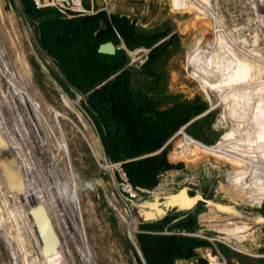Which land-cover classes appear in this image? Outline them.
I'll list each match as a JSON object with an SVG mask.
<instances>
[{
	"label": "rangeland",
	"instance_id": "rangeland-1",
	"mask_svg": "<svg viewBox=\"0 0 264 264\" xmlns=\"http://www.w3.org/2000/svg\"><path fill=\"white\" fill-rule=\"evenodd\" d=\"M0 1L5 15L12 20L11 33L16 39L21 55H25L30 69L29 90L39 101L38 107L34 108L30 105L31 103L23 99V96L27 97V95L23 92L20 81L12 70L11 61L9 62L7 57L8 53L4 50L3 56L0 55V78H2L0 79V136L6 145L8 156L3 154L1 158L3 160V157H12L11 160L13 159L17 172H20L18 175L21 176L24 189L18 190V196L15 198L13 193L16 189L12 186L9 188L7 184L12 181L11 174L6 171L8 175L4 177V170L1 172L0 169V205L2 206L0 209L2 218L0 219V264H137L133 255L136 251L128 239V234L135 238L137 233H139L142 257L139 264H164L165 253L157 247L154 238L155 235L164 233L170 221L173 222L177 218L165 221L161 227L150 228L148 233H140L137 225L149 221L151 215L156 218L162 211H156L151 204L156 205L158 210H163L165 201L168 202L169 198L163 197L176 193L178 189L173 191V188L169 187L168 192L161 189L149 196H144L145 198L138 202H128L117 194L115 187L121 181L118 165L108 158L103 141L100 140L86 112L85 101L91 92L84 95L72 84L69 76V72L71 74L73 69L72 64L62 60L59 53L64 54L65 51L59 52L55 47V42L64 46L63 41L59 40L56 34H53L55 40L47 37L46 29L43 27L38 28L39 32L35 37L36 34L31 26L28 24L32 33L26 27L24 20L26 17L19 1ZM84 2L89 4V9L83 6ZM201 2L197 6L191 0H182L181 7L175 8L171 0H82L84 12L81 14L89 16L104 11L107 16L113 12H119L131 19L135 16H149L147 24L143 26H154L169 20L171 34L179 36L180 49L165 67L168 78L166 93L180 94L183 96L182 99L186 100L200 96L207 102L208 108L204 115H200L202 116L200 118L208 115L202 132L209 142L204 144V140L200 139L202 144L208 147L220 145L229 151L234 150V153L237 151V154H242L254 162H264L261 155L264 146L260 145V141L264 138V125L250 139H243L239 134V127L248 123L244 119L238 121L236 117H232L228 108L222 104L218 94L213 90H209L206 96L200 83L191 78L194 61L188 57L192 48L193 51H198L199 58L205 56L211 50L210 44L216 37L222 43L224 28V36L227 40L225 45L229 46L224 50V54L228 59L231 55H235L234 52L239 49L244 40L238 35L236 39L229 38L227 30L229 28L231 30L233 24H236L240 27L245 26L246 33L251 32L252 19H256V13L263 16L260 19L264 21V0H206V2L201 0ZM71 14L73 17L80 16L79 13ZM214 23L220 26H215ZM40 38L41 49L51 62L36 45L35 39L40 41ZM199 38H203L204 41L197 46ZM261 46L264 48V37L261 39ZM148 52L149 50L145 49L137 50L133 54L128 52L129 61L125 68L138 70L146 60ZM53 60H60L59 62L62 63L64 73L60 69L58 71L63 78L59 76L57 68L53 67L55 65ZM30 61L35 62L39 69H36ZM236 66L233 67L234 72L239 69ZM217 72L220 74L219 71ZM137 79L139 78L135 75L133 80ZM221 80L223 82V79ZM239 81H237L238 84ZM105 82L98 86H102ZM135 85L137 84L134 83ZM246 85L253 86L249 83ZM234 89L233 87L232 91ZM17 90L22 93H18ZM233 94L229 96L230 99ZM43 104L50 106L52 111L40 113L38 109L48 110L44 109ZM243 116L245 118V114ZM44 120H47V123ZM185 126L164 145L169 148L168 152L172 151L174 154L181 152L182 158L174 160L169 152L167 153L168 162L182 163L188 170L187 175L203 167H213L215 171L228 170L230 174H240L252 182L248 184L249 186H258L264 192L263 173L255 169L245 171L246 173L243 171L237 173L236 170H231L236 168L232 164L197 150L196 145L185 150L181 133L190 137L188 126ZM46 128L50 132H46ZM58 134L60 139H63L62 142L64 141L61 142L63 151L59 150L60 148H57L51 140L53 138L55 140ZM228 154L233 153L228 152ZM180 185L190 187L192 193L198 190L205 198H211L212 195L213 198L218 197L233 205L239 212L244 208L255 209V206L264 202V197L251 196L245 190H233L223 185L204 188L195 181H189L186 175L180 181ZM154 195L160 196L157 203L154 202ZM34 202L48 207V213L60 234L61 244L57 250L45 248L38 240V233L29 216L30 207ZM198 217L201 229L195 236L206 239L211 249L200 248L196 251L209 264H264V249H261L264 245L257 226L250 227L239 218L223 216L212 209L202 211ZM127 221H130V230L127 228ZM233 224L242 230L248 227L247 231L240 235L243 238L227 236L221 231L230 229ZM9 232L14 233L13 235L16 236L14 239L17 241L10 237ZM219 245L224 247L223 251ZM12 252H15V255Z\"/></svg>",
	"mask_w": 264,
	"mask_h": 264
},
{
	"label": "trees",
	"instance_id": "trees-1",
	"mask_svg": "<svg viewBox=\"0 0 264 264\" xmlns=\"http://www.w3.org/2000/svg\"><path fill=\"white\" fill-rule=\"evenodd\" d=\"M18 1L35 37L39 32L38 28L43 27L47 37L55 40L53 34H56L63 41L65 48L59 42H55V47L59 52L65 51L64 54L59 53L60 58L72 64L71 74L69 72L71 82L84 95L91 92L85 101L86 112L103 141L108 158L114 163H121L127 180L133 187L152 192L161 189L168 192L170 187L176 191L186 175L189 181H195L204 188L223 185L233 190H245L251 196L263 197L261 192L248 185L252 182L240 174L230 175L228 170L215 171L210 167H203L187 175L188 170L182 163L168 162L167 153L170 151L168 152L167 146L164 147L166 142L208 108L207 102L200 96L186 100L180 94L166 93L168 78L165 67L180 49L179 36L171 34L169 20L154 26H143L147 24L149 16H135L131 19L119 12L107 16L104 11L95 15L66 18L53 8L36 9L32 0ZM83 6L86 9L90 7L85 2ZM36 40L42 48L41 38L40 41ZM107 41H111L116 47H123L116 50L114 55L98 53L99 45ZM137 48L149 50L146 60L138 70L125 68L129 61L128 52ZM53 61L63 72L60 60ZM31 64L39 69L35 62ZM135 75L140 80H133ZM104 81L106 82L102 86H98ZM134 83L137 85L134 86ZM207 116L188 126V135L198 141L204 140V144L209 142L202 132ZM260 145L264 146V138ZM184 148L189 150L186 146ZM170 153L174 160L182 158L181 152ZM212 196L210 199L213 201L227 204ZM153 197L160 199V196ZM206 209L218 213L215 208L200 203L189 212L173 209L161 218L140 223L137 227L140 233H148L150 228L161 227L165 221L177 218L170 221L164 233L157 234L154 238L157 247L165 253L164 264H209L196 250L211 249V246L206 239L195 236L201 229L198 216ZM181 216L182 218H178ZM246 229L248 227L242 230L233 224L230 229L221 231L227 236L243 238L240 235ZM260 229L264 241V225ZM138 234L135 235V241L141 249ZM219 247L223 251L224 247ZM133 255L139 264L136 252Z\"/></svg>",
	"mask_w": 264,
	"mask_h": 264
},
{
	"label": "bare ground",
	"instance_id": "bare-ground-1",
	"mask_svg": "<svg viewBox=\"0 0 264 264\" xmlns=\"http://www.w3.org/2000/svg\"><path fill=\"white\" fill-rule=\"evenodd\" d=\"M171 1L173 4V7H175V8L181 7L182 0H171ZM191 1L193 2V4H196L197 6H199V4L202 3L201 0H191ZM205 2H206V0H205ZM1 4H2V2L0 1V55L3 56L2 53L4 52V50L8 53L7 57L9 58V62L11 61V64L13 67L12 70H14V72L16 73V77L20 81L21 88L24 90L23 92L28 97L27 98L26 96H23L24 97L23 99L27 100V103H31L30 105H32V107L36 108V107H38L37 102H39V101H38V99H36L35 94L29 90L30 85H31V75H30L29 66L27 64L25 55H23V54L21 55L20 49L18 48V45L16 44V39H15L14 35L11 33V27H12L11 21L12 20H10L9 16L5 15L4 11L1 8ZM255 17H256V19H254V18H253L254 20L252 19V25L253 26L251 28L252 29L251 32L246 33L245 26L240 27L239 25H236V24H233V26H232L233 28L231 30H230V28L227 30V35L229 36V38L236 39V35H238V36H241V38L243 37L242 39L244 40L242 42V44H240L239 49H237V51H235V52L233 51L235 53V55L234 54L231 55L229 59L224 54V50L229 47V46L225 45V43L227 42V40L225 38L226 36H224L225 28H224L223 36H222L223 37L222 43H221V40H218V37H216V39H214L212 41V44H210L211 50L209 51V49H210L209 48L208 49L209 52L205 56H202V57L200 56L201 58H199L197 55L198 51H193V48L188 54L189 59L194 61V63H193V69L194 70L191 72V78L195 79L196 81H198V83H200L201 87H203L202 89L205 90L204 92H205L206 96L208 95L209 90H213L214 92H216L218 94V98H219V100H221L222 104H224L228 108V110L230 111V115H232V117H236V119L238 121L239 120L242 121L244 119L248 123V124H245L244 126L241 125L239 127L240 128L239 134L242 136L243 139H250L252 136H254L256 134V132L259 131L260 128H262V125H264V88H263L264 87V48H262V46H261V39H262V37H264V21L261 20L263 18V16L259 15L258 13L255 14ZM248 20H250V19H248ZM219 22H217V24ZM5 25H7V26H5ZM187 25L191 26L188 23H187ZM214 25L220 26V25H216V23H214ZM197 26H199V25H197ZM6 27H7V29H6ZM209 29H212V28L209 27ZM232 32H233V35H232ZM217 34H219V33H217ZM202 41H204V39L199 38L196 45L198 46ZM233 48H234V46H233ZM235 48H236V45H235ZM1 49H3V50H1ZM140 49H144V48H137L133 51H130L129 54L131 52H134V51L136 52V50H140ZM145 50H147V49H145ZM3 62H5V61H3ZM235 62H237L236 64L238 67L236 66V64L234 65ZM234 66L239 68L237 72H234L235 70L233 71ZM217 71H219L220 74ZM0 79H2V78H0ZM221 79H223V82H221L222 81ZM237 81H239V84ZM248 83H249V85L252 84L253 86L248 87L246 85ZM233 87L235 88L234 91H232ZM17 91H18V93H22V91H19V90H17ZM232 94H233V97H231V99H230L229 96ZM21 95H23V94H21ZM12 96H14L13 93H12ZM20 99H21V97H20ZM39 100L41 101L40 98H39ZM233 100L238 102V103L234 102ZM43 106H44V109H48V110L38 109L40 111V113H43V112L50 113L52 111L51 110L52 108H50V106H48L46 104H43ZM34 113L36 114L37 112H34ZM244 114H245V118L243 116ZM42 117H43V115H42ZM200 117H202V116L197 117L193 121L197 120ZM44 121H45V123H47V120H44ZM190 123H192V121ZM190 123H188V125ZM188 125H186V126H188ZM52 126L54 127V125H52ZM45 130H46V132H50V130H48L47 128ZM51 132H52V130H51ZM181 134H182L181 141L183 143L182 145L186 146L188 149H190L191 146L196 145L197 150H200V151L202 150L205 153L214 155V156L226 161L227 163L232 164L236 168L231 169V170H236L237 173L242 172V171L247 172V171L255 169V170L264 174V162H254L250 159L245 158L242 154H237V151H236V153H234L235 152L234 150L229 151L228 149H225L224 147H222L220 145L215 146V147L204 146L200 141L195 140L193 138H190L183 133H181ZM61 135H63L62 131L60 132V137H61ZM60 137L58 134V137H56L55 140H53L54 138L51 140L53 141L54 144L57 145V148H60L59 150L63 151L62 143L64 141L62 142L63 139H60ZM242 138H241V140H242ZM5 146L6 145H4V141L0 136V169H1V172L4 170L3 171L4 177L7 174L6 171L9 174H11L12 181L8 180L9 182L7 184H8L9 188L13 187V189H16V191L13 193V196L16 198L18 196V194H17L18 190H22V188L24 186L22 187V184H21L22 179H21L20 174L18 175V173H20V172H17V170L15 168L16 165H15L13 159L11 160L12 157L11 158H4L3 157V160L1 158V155H3V154L8 156V153L6 151ZM19 148H20V146H19ZM228 152H231L233 154L229 155ZM6 159H8V160H6ZM19 168L20 167H18V169ZM211 168H213V167H211ZM10 186H12V187H10ZM206 199L211 200L212 203L214 202V203L222 204L219 202H215L210 198H206ZM15 201H17V200H15ZM158 201H159V199H155L154 202L157 203ZM168 202H169V204H168ZM168 202L165 201L166 205H164L163 210H158V208L155 207L156 205L151 204L153 209L155 208L156 211H158V212L162 211V212L160 214H158V216L156 218L151 217L152 216L151 215L149 217V221H146V222H150V221H153L155 219H158L161 216L166 215L169 211H171L173 209L184 210L183 206H181L182 201L179 198L178 199L177 198L171 199V201L168 200ZM16 204H17V202H16ZM203 204H205V203H203ZM48 205H49V203H48ZM212 205H210L209 207L215 208L214 205L213 206ZM222 205H226V204H222ZM6 206H8V205H6ZM1 208H2V206L0 205V209ZM51 211H54V210H51ZM220 211H222V209ZM22 218H24V217H22ZM0 219H2V218L0 217ZM129 223H130V221L129 222L127 221L128 230H130ZM8 226H9V224H8ZM14 232H17V231H14ZM13 234L11 232H9L10 237L14 239L16 236ZM128 236L130 238V243L135 245L136 248L140 252V249L137 247L135 238H132L129 234H128ZM14 240H16V239H14ZM12 248H14V247H12ZM14 253L15 252H12V254H14Z\"/></svg>",
	"mask_w": 264,
	"mask_h": 264
},
{
	"label": "water",
	"instance_id": "water-1",
	"mask_svg": "<svg viewBox=\"0 0 264 264\" xmlns=\"http://www.w3.org/2000/svg\"><path fill=\"white\" fill-rule=\"evenodd\" d=\"M23 16V14H22ZM25 20V24L29 32L32 33V30L30 29L28 22ZM36 45L40 49V51L45 55V57L51 62L50 58L46 56V54L42 51L41 47L38 45L36 39H35ZM120 49V47L114 46V44L111 41L104 42L99 45L97 51L100 54H105V55H114L116 50ZM53 65V64H52ZM54 68L55 65L53 66ZM59 69L57 68L56 71L59 73V76L61 78V72L58 71ZM189 187L188 186H183L181 187L176 193L165 196L163 198H168L169 201L171 199L179 198L182 201L181 206H183L185 212H189L192 210L198 203H205L206 206L214 205L215 210L219 214H225V215H234L238 216V213L233 205L226 204H218V203H212L211 200L206 199L198 190L193 193V195L189 194ZM155 197L154 199H156ZM30 210H29V216L30 219L32 220V223L34 225L35 230L38 233V240L40 243L45 247L49 248L50 250H57L59 248V245L61 244L60 242V234L56 227L54 226V222L52 220V217L49 215L47 208L45 205L41 203H32ZM212 205V206H213ZM222 209V211H220ZM161 210V209H160ZM253 222L256 225H263L264 224V217L263 216H258L256 217ZM128 239L130 241V238L128 236ZM132 244V243H131ZM134 247L139 259L142 261L141 254L139 250L136 248L135 245L132 244Z\"/></svg>",
	"mask_w": 264,
	"mask_h": 264
},
{
	"label": "built area",
	"instance_id": "built-area-1",
	"mask_svg": "<svg viewBox=\"0 0 264 264\" xmlns=\"http://www.w3.org/2000/svg\"><path fill=\"white\" fill-rule=\"evenodd\" d=\"M32 3L36 9L53 8L67 18L73 17L71 13H79V15H82L81 13L84 12L81 0H32ZM116 164L118 165V174L121 181L115 187V190L120 197L125 198L128 202H138L145 198L144 196H149L153 193L147 189L133 187L128 182L121 163Z\"/></svg>",
	"mask_w": 264,
	"mask_h": 264
},
{
	"label": "flooded vegetation",
	"instance_id": "flooded-vegetation-1",
	"mask_svg": "<svg viewBox=\"0 0 264 264\" xmlns=\"http://www.w3.org/2000/svg\"><path fill=\"white\" fill-rule=\"evenodd\" d=\"M261 155H262V158H264V151H262L261 152ZM252 186H254V185H252ZM259 192H262V195H263V197H264V192L258 187V186H254ZM180 189V188H179ZM178 189V190H179ZM189 194L190 195H193V193L191 192V188L189 187ZM177 190V191H178ZM176 191V192H177ZM201 193V192H200ZM202 194V193H201ZM203 195V194H202ZM200 203H198L196 206H198ZM228 204V203H227ZM195 206V207H196ZM194 207V208H195ZM236 209V208H235ZM236 211H237V213H238V216H234V217H236V218H239V219H241V220H243V222H245L246 224H249L250 225V227H252V226H257L258 227V233L261 235L260 236V239L263 241V235H262V233H261V229H260V227L262 226V225H256L254 222H253V220L256 218V217H258V216H263L264 217V202H261L260 204H258V206H255V209H252V208H244V209H242L240 212L236 209ZM256 213H259V215H256L255 216V214ZM221 215H223V216H227V215H225V214H221ZM182 217V216H181ZM183 217H185V216H183ZM244 223V224H245ZM264 225V224H263ZM263 245H264V241H263ZM261 249H264V247L263 248H261Z\"/></svg>",
	"mask_w": 264,
	"mask_h": 264
},
{
	"label": "crops",
	"instance_id": "crops-1",
	"mask_svg": "<svg viewBox=\"0 0 264 264\" xmlns=\"http://www.w3.org/2000/svg\"><path fill=\"white\" fill-rule=\"evenodd\" d=\"M204 145V144H203ZM204 146H206V145H204ZM228 173H229V171H228ZM230 174V173H229ZM231 175V174H230Z\"/></svg>",
	"mask_w": 264,
	"mask_h": 264
},
{
	"label": "clouds",
	"instance_id": "clouds-1",
	"mask_svg": "<svg viewBox=\"0 0 264 264\" xmlns=\"http://www.w3.org/2000/svg\"><path fill=\"white\" fill-rule=\"evenodd\" d=\"M82 1V0H81ZM80 16H82V15H80ZM67 18V17H66ZM73 18V17H72Z\"/></svg>",
	"mask_w": 264,
	"mask_h": 264
}]
</instances>
